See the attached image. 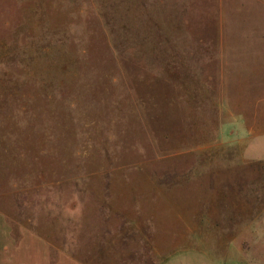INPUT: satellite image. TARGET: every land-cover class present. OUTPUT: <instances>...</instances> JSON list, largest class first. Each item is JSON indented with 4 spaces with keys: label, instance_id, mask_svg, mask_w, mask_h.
I'll list each match as a JSON object with an SVG mask.
<instances>
[{
    "label": "rangeland",
    "instance_id": "374dc122",
    "mask_svg": "<svg viewBox=\"0 0 264 264\" xmlns=\"http://www.w3.org/2000/svg\"><path fill=\"white\" fill-rule=\"evenodd\" d=\"M63 252L264 264V0H0V264Z\"/></svg>",
    "mask_w": 264,
    "mask_h": 264
},
{
    "label": "crops",
    "instance_id": "0c3cea01",
    "mask_svg": "<svg viewBox=\"0 0 264 264\" xmlns=\"http://www.w3.org/2000/svg\"><path fill=\"white\" fill-rule=\"evenodd\" d=\"M37 236H39V235H36V234H32V235H30V237L31 238H33V237H37ZM40 238H41V240H43L44 242H43V244H44V246H48V247H50V248H52L53 250H54V246H52V244H51V241H49L47 238L48 237H50V235H47V238H44V237H42V235H40L39 236ZM16 246V245H15ZM60 245L58 246V249H60ZM6 248H8V245L6 244L5 245V247L3 248V249H6ZM46 251H44V253H45ZM53 252V251H52ZM64 253V252H63ZM63 255H65V257L64 258H62V264H64L65 263V261L66 262H68L69 261V259H71V255H68V254H63ZM66 259V260H65ZM94 262V264H107L108 262L110 263V264H121V263H123V261L121 260H116V259H114V260H111V261H107L106 259L105 260H103L102 258H99V257H97V256H95V257H92V258H90V259H88L87 260V263L86 264H89L90 262ZM131 262V260L129 259L128 260V257H127V260H126V262L125 263H123V264H128V263H130ZM166 262V259L164 260V262H159V263H165Z\"/></svg>",
    "mask_w": 264,
    "mask_h": 264
}]
</instances>
